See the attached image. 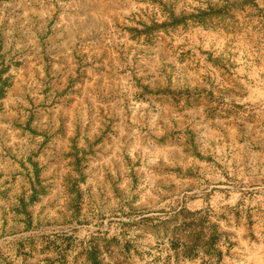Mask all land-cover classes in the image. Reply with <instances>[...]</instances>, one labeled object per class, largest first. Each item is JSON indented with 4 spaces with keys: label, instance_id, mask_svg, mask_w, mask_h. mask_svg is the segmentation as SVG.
I'll list each match as a JSON object with an SVG mask.
<instances>
[{
    "label": "rangeland",
    "instance_id": "obj_1",
    "mask_svg": "<svg viewBox=\"0 0 264 264\" xmlns=\"http://www.w3.org/2000/svg\"><path fill=\"white\" fill-rule=\"evenodd\" d=\"M0 264H264V0H0Z\"/></svg>",
    "mask_w": 264,
    "mask_h": 264
}]
</instances>
